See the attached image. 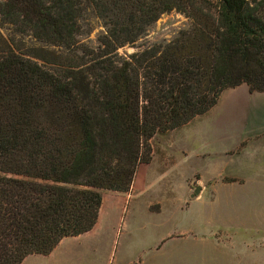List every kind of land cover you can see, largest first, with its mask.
Masks as SVG:
<instances>
[{
    "label": "trees",
    "instance_id": "1",
    "mask_svg": "<svg viewBox=\"0 0 264 264\" xmlns=\"http://www.w3.org/2000/svg\"><path fill=\"white\" fill-rule=\"evenodd\" d=\"M0 0V22L28 30L52 66L0 49V264L50 254L89 232L102 189L128 192L150 139L213 107L223 90L264 91V0ZM90 9L97 48L77 40ZM191 19L127 57L161 14ZM0 38L7 41L0 33ZM36 56V55H33ZM65 60H68L66 62Z\"/></svg>",
    "mask_w": 264,
    "mask_h": 264
},
{
    "label": "rangeland",
    "instance_id": "2",
    "mask_svg": "<svg viewBox=\"0 0 264 264\" xmlns=\"http://www.w3.org/2000/svg\"><path fill=\"white\" fill-rule=\"evenodd\" d=\"M190 23L184 12L167 11L118 54L171 40ZM79 25V43L97 48L102 21L87 9ZM0 33L7 41L0 38V49L46 66L59 57L41 49L72 56L17 25L0 22ZM150 145L151 160L138 166L128 192L101 190L92 230L22 264H264V91L226 88L207 112L155 133Z\"/></svg>",
    "mask_w": 264,
    "mask_h": 264
},
{
    "label": "water",
    "instance_id": "3",
    "mask_svg": "<svg viewBox=\"0 0 264 264\" xmlns=\"http://www.w3.org/2000/svg\"><path fill=\"white\" fill-rule=\"evenodd\" d=\"M199 191H200V186H197V187L195 188L194 193L197 195V194L199 193Z\"/></svg>",
    "mask_w": 264,
    "mask_h": 264
}]
</instances>
